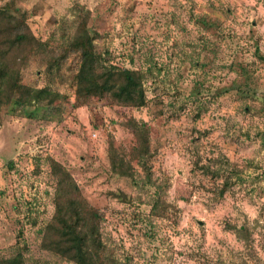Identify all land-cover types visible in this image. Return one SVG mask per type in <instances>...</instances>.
I'll use <instances>...</instances> for the list:
<instances>
[{
	"label": "rangeland",
	"instance_id": "1",
	"mask_svg": "<svg viewBox=\"0 0 264 264\" xmlns=\"http://www.w3.org/2000/svg\"><path fill=\"white\" fill-rule=\"evenodd\" d=\"M8 1L51 47L73 35L81 6L103 65L138 71L146 102L91 97L75 107L73 56L50 68V52L28 57L22 82L65 97L34 103L28 115L3 113L0 264L19 254L21 264H74L40 244L58 190L50 159L102 215L104 264H264V0L0 6ZM24 51L10 30L0 32V61ZM134 120L147 125L159 195L132 157ZM110 144L134 180L112 172Z\"/></svg>",
	"mask_w": 264,
	"mask_h": 264
},
{
	"label": "trees",
	"instance_id": "2",
	"mask_svg": "<svg viewBox=\"0 0 264 264\" xmlns=\"http://www.w3.org/2000/svg\"><path fill=\"white\" fill-rule=\"evenodd\" d=\"M75 10L78 23L73 35L51 47L48 41L32 33L25 14L15 8L12 1L0 6V32L10 30L15 41L25 46L24 54L18 61H0V126L4 112H18L17 115L25 112L23 114L28 115L26 108L34 103L46 101L50 106L57 98L65 97L49 86L32 87L22 82L21 67L28 57L43 52L51 53L47 58L48 68L60 65L71 56L77 61L73 106H80L91 97L107 98L124 106L140 107L145 104L141 74L128 68L103 65L102 54L95 49V36L87 29L88 12L85 13L79 5L75 6ZM131 128L135 135L132 157L146 171L143 183L153 185L159 195L160 187L150 183L147 161L151 152L147 125L134 120ZM109 151L112 172L133 179L131 171L125 168L124 160L117 159L112 144ZM50 163L57 168L58 190L54 199V215L42 231L41 247L74 264H104V243L100 232L102 215L81 196L71 175L58 162L50 159ZM159 205L161 196L156 195L152 211H158ZM5 262L19 264L20 254Z\"/></svg>",
	"mask_w": 264,
	"mask_h": 264
}]
</instances>
